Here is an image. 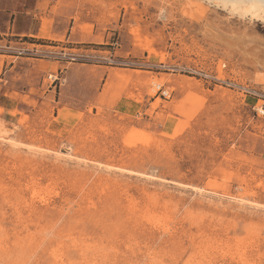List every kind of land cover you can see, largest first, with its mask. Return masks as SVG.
Returning a JSON list of instances; mask_svg holds the SVG:
<instances>
[{
  "label": "rangeland",
  "instance_id": "obj_1",
  "mask_svg": "<svg viewBox=\"0 0 264 264\" xmlns=\"http://www.w3.org/2000/svg\"><path fill=\"white\" fill-rule=\"evenodd\" d=\"M1 5L16 47L60 59L0 83V264H264L262 103L229 86L264 88L263 22L206 0Z\"/></svg>",
  "mask_w": 264,
  "mask_h": 264
},
{
  "label": "crops",
  "instance_id": "obj_2",
  "mask_svg": "<svg viewBox=\"0 0 264 264\" xmlns=\"http://www.w3.org/2000/svg\"><path fill=\"white\" fill-rule=\"evenodd\" d=\"M4 13L2 5H1V0H0V19L2 18V14ZM7 18L9 19L8 23H10L11 19H12V15L11 13L6 14ZM1 28V26H0ZM21 37H19L18 34L13 33L12 30H9L8 28L6 29V31L2 32V30H0V47H4L5 45H10L11 48H18L16 47V43H14V39H20ZM40 47L43 48H48V49H56L55 47H51V46H41ZM27 50H32V49H27ZM38 50V49H37ZM43 53H52L51 51H46V50H42ZM12 52L8 51V50H1L0 51V83L3 80V76H7V74H9L14 68H15V63L17 60H26V61H43L45 63H47L46 65V69H47V73L50 74V76H54L57 74L58 72V68H55V73H52L51 69L53 68L52 63H58V61H53V62H49L46 61L45 59H39V58H32V57H16L14 55H11ZM21 64V63H20ZM61 64V63H60ZM56 78V77H55ZM0 109H4V108H0Z\"/></svg>",
  "mask_w": 264,
  "mask_h": 264
},
{
  "label": "built area",
  "instance_id": "obj_3",
  "mask_svg": "<svg viewBox=\"0 0 264 264\" xmlns=\"http://www.w3.org/2000/svg\"><path fill=\"white\" fill-rule=\"evenodd\" d=\"M1 50H8L11 51L12 54L16 57H32V58H39V59H45L49 61H59L60 57L53 54V53H43L40 50L32 49L27 50L24 48H11L10 45H5L4 47H0ZM229 86L234 87V89L243 95V97H248L251 99H254L256 102H261L262 104L260 106L253 105L252 109L257 117L264 119V88H255L250 87L248 85H232L229 84Z\"/></svg>",
  "mask_w": 264,
  "mask_h": 264
},
{
  "label": "bare ground",
  "instance_id": "obj_4",
  "mask_svg": "<svg viewBox=\"0 0 264 264\" xmlns=\"http://www.w3.org/2000/svg\"><path fill=\"white\" fill-rule=\"evenodd\" d=\"M242 19L264 23V0H206Z\"/></svg>",
  "mask_w": 264,
  "mask_h": 264
}]
</instances>
